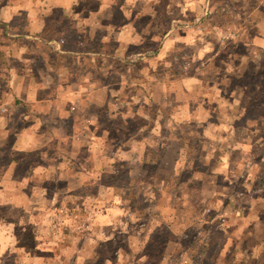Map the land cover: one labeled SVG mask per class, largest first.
Wrapping results in <instances>:
<instances>
[{
    "label": "rangeland",
    "instance_id": "obj_1",
    "mask_svg": "<svg viewBox=\"0 0 264 264\" xmlns=\"http://www.w3.org/2000/svg\"><path fill=\"white\" fill-rule=\"evenodd\" d=\"M115 1L120 3L108 8L110 22L117 28H133L134 39L135 35L138 39L122 47L101 31L81 30L75 40L86 53L61 68L71 80L78 74L96 79L90 87L91 97H104V104L70 102L67 119L74 121L78 108L89 115L74 123L78 127L73 137L76 146L66 163L69 175L79 179L74 183H29L33 189L43 187L46 208L60 197L64 203L59 204L71 208L69 214L29 217L52 221L51 229L44 225L41 230L56 240L50 250L60 257L55 256L52 264H70L74 255L75 264H264V244L258 248L264 242V223L248 220L245 213L254 206L264 221V161L258 155L264 152V0ZM91 7L95 8L94 4ZM59 25L69 26L68 20L61 19ZM173 35L175 39L166 43ZM71 40L59 38L54 53L44 51L41 58L32 57L34 66L43 58L52 65L68 63L71 53L66 51ZM116 48L124 52L120 57L105 54ZM66 89L72 92V87ZM242 98L247 122L241 118L234 125L245 132L248 124L247 132H252L251 136L243 134V142L245 139L250 146L241 153L245 159L238 158L224 180L211 172L214 166L210 161L193 166L199 153L220 146V139L205 133L204 150L197 144L190 166L178 169L177 180L167 181L177 143L169 154L150 148L145 138L151 136L139 129H148L143 112L156 117L163 108L180 114L183 108L200 104L206 106L209 117L228 113L236 117ZM159 119L158 125L165 127V118ZM179 125L194 127V136L201 133L202 124L182 119ZM64 128L69 131L68 120ZM52 143L56 144L54 139ZM140 152L157 160L155 165L140 169L143 179L152 174L159 178L156 192L155 183L150 189L151 178L143 185L126 181L131 167L122 158L129 155L136 160ZM45 154L58 161L52 150ZM9 156L10 152L0 156L1 173H6ZM13 156L23 163L13 171L18 176L38 158L34 154ZM91 161L95 166L90 167ZM194 167L204 171L207 180L200 183L192 178L190 169ZM49 173L58 172L52 168ZM162 186H167V193ZM108 187L125 194L122 202L115 206L108 202ZM30 194L32 200L37 199L34 191ZM4 206L0 199V209ZM13 219L17 221V215ZM64 220L71 221L69 231L63 228ZM35 260L26 264H38Z\"/></svg>",
    "mask_w": 264,
    "mask_h": 264
},
{
    "label": "crops",
    "instance_id": "obj_2",
    "mask_svg": "<svg viewBox=\"0 0 264 264\" xmlns=\"http://www.w3.org/2000/svg\"><path fill=\"white\" fill-rule=\"evenodd\" d=\"M115 2L117 5L120 3L115 0H0V156L10 152V160L5 165L6 173L0 172V199L4 201L5 205L0 209V264H8L13 261L17 264H26L34 259L38 264H52L53 258L57 255L55 250H50L52 249L50 244H55L54 241L56 240L52 236H47L48 232L41 233L45 226L51 229L52 221L40 220L37 217L29 219V217L34 214L41 216V214L52 212L54 215L69 214L71 213L69 211L71 210L70 205L67 206L68 208L62 207L59 203L62 201L64 203V198L60 197L54 198L52 207L47 206L46 208V194L42 189L43 187L36 186L33 189L29 183L34 180H55L65 183L73 181L74 183L79 179L77 175L75 177L69 175V166L66 163H68L67 160L74 146H76L73 137H75V132H78V127L74 123L76 119L83 120L89 115L82 108H78L75 120L67 119L69 118L67 116L70 115V102H76L80 106L82 103L104 104V97H91L93 91L90 87L94 85L93 81L96 79L92 80L78 74L71 80L61 72V68L70 66L83 53H86L80 49L75 40L81 30L101 31L122 47L134 43L138 39L136 35L134 39L133 28L128 29L129 27L126 26L117 28L110 22L112 17L108 8L114 6ZM93 4L95 8L91 7ZM61 19L68 20L69 26L60 27ZM65 36L72 38L71 47L66 51L71 53L68 63L61 62L52 65L43 58L42 61L38 62L40 63L39 66L35 67L32 57L41 58L44 51L47 54L54 53L58 46V39ZM173 37L174 35L168 38L166 43L172 42L175 39ZM104 49H106V44ZM98 53L89 52V55ZM123 53L118 48L114 50V53L105 51L106 55L115 54L116 57H120ZM62 64L65 66H61ZM68 86L72 87V92L66 89ZM76 87H80L78 88L79 91ZM83 88L85 89L84 92L82 91ZM206 109V106L197 104V107L194 106L188 110L183 108L180 114H174V112L167 113L162 108L156 117L150 114L146 115L143 112V117L148 122V129L146 126L139 129L147 131L151 136L149 139L145 138L150 143V148H159V151L169 154L173 151L174 142L177 143L175 156L171 162L169 180L166 177L167 181L177 180L178 169L184 168L185 165L190 166V159L191 155L194 154L195 146L199 144L203 147L206 142L205 133L208 135L211 133L218 141L220 139V146L217 148L214 146L208 151L199 153L195 159L197 163L193 166L198 164L201 166L202 163L204 165L210 161L214 166L211 172L224 180L226 172L236 165L238 158H241V161L245 159L241 153L249 150V143H246L245 139L243 142L242 139L239 140L235 136L237 128L234 122L240 116L239 111H236V117L229 113L224 114L223 117L222 114L214 116L213 113V116L209 117ZM160 117L165 118V127L158 125L160 124ZM66 119L69 122L68 132L64 128ZM182 119L189 121V123L202 124L201 133L194 136L192 133L194 127L181 128L179 124H181ZM247 128L250 129V126ZM53 136L55 137L53 138ZM194 137L198 138H196L195 143L191 144L190 141ZM9 138L11 141L8 140ZM53 139L56 143L54 146ZM85 141L87 142V139ZM136 144L135 142L132 145L133 149L136 148ZM202 149L204 150V147L200 150L202 151ZM213 149L217 151L220 149L216 156L213 154L215 151ZM49 150L56 154L57 162L47 158L48 155L45 154V151ZM224 150L229 153L224 155ZM261 151L264 150L261 149ZM13 153L34 154L38 157L37 162L29 164L18 176L13 171L23 163L19 158L14 157ZM258 155L264 161V152ZM133 157L126 155L122 158V161L127 162L131 167L125 175L126 181L128 183L138 182L143 185L151 178L150 189L153 187L152 183H155L154 191L156 192L159 178L152 174L150 178L143 179L140 175V169L145 165H155L157 160L155 161L153 158L152 160L150 154L147 155L146 152H140L136 160H131ZM91 163L90 167L95 166L94 161ZM65 165L66 168L63 169ZM52 168L58 173L50 175L49 172ZM190 172L193 175L191 177L200 183L207 180L203 174L204 171L200 170L199 167L190 169ZM62 173L64 176L60 177ZM166 188L167 186L165 188L162 186L160 189L167 193ZM114 190L118 189L108 187L106 191L109 192L108 202L113 203L112 206L116 205L114 203L122 202V197H124V193L119 192L120 189L116 193H113ZM32 191L36 193L37 199H31L30 196L33 194L30 193ZM41 198L43 200H39ZM51 201L52 199L49 200V203ZM245 213L248 220L255 221L256 224L264 223L262 219L258 218L259 213L254 206H251L250 210ZM14 215H17V221L13 219ZM244 216L242 220H244ZM68 218L70 217L68 216ZM70 222L65 220L63 222L65 226L63 228L66 231L70 230ZM263 244L264 242L258 248L262 247ZM11 251L14 253L12 254ZM58 254L60 253L58 252ZM75 259L76 255L73 259L70 258L72 261L70 264H75L77 262Z\"/></svg>",
    "mask_w": 264,
    "mask_h": 264
},
{
    "label": "trees",
    "instance_id": "obj_3",
    "mask_svg": "<svg viewBox=\"0 0 264 264\" xmlns=\"http://www.w3.org/2000/svg\"><path fill=\"white\" fill-rule=\"evenodd\" d=\"M258 53H259V52H258ZM241 90H244V88H242ZM243 98H244V100H245V98H247V97L244 96ZM243 98L241 99V103H240V107H239V109H240V110H239V114H240V116L238 117V120H240L241 118H243V119H244L243 123H244L247 117H246V111H245V110H246V108H245V107H246V106H245V103H244V105H243V101H244ZM245 101H246V100H245ZM238 120H237V121H238ZM237 121H236V122H237ZM236 122H235V123H236ZM244 124H245V123H244ZM235 126H236V125H235ZM247 127H248V126H245V132H243L242 129H241V131L238 130V129L235 130V133H236V135H237V136H236L237 139H239V140L243 139V134H248V135L250 134V135H251V132H247V131L249 130V128H247ZM236 128H237V126H236ZM240 128H241V127H240ZM241 134H242V138H241ZM191 141H192V140H191Z\"/></svg>",
    "mask_w": 264,
    "mask_h": 264
}]
</instances>
